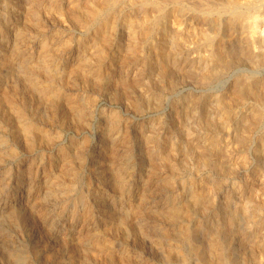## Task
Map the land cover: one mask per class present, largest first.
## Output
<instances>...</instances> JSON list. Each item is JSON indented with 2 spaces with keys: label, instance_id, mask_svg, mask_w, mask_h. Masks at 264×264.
Wrapping results in <instances>:
<instances>
[{
  "label": "rangeland",
  "instance_id": "obj_1",
  "mask_svg": "<svg viewBox=\"0 0 264 264\" xmlns=\"http://www.w3.org/2000/svg\"><path fill=\"white\" fill-rule=\"evenodd\" d=\"M52 1L0 0V88L8 90L22 111L19 115L4 98L0 103V264H52L47 260L49 253L55 252L57 260L66 261L71 249L76 250L75 264H122L121 255L129 256L134 264H201L203 248H207L211 239L218 240L229 264H264V101L258 106L252 101L235 105L227 119L223 108L224 94L238 80L249 77L252 82L264 81V64L243 60L229 69L214 70V79L211 75L207 83L201 76L213 67L207 64L204 50L195 47L201 35L182 24L180 32L184 39L176 36L175 47L165 43L172 54L170 66L174 71L170 78L151 74L143 60L153 54V44L162 42V32L158 29L145 40L138 62L123 68L113 66L112 58L120 57L130 42L124 13H131L142 24L147 9L139 2L120 0L107 12L106 32L111 38L106 46L104 83L86 85L73 68L84 65L85 58H89L87 67L94 66L95 57L85 41L95 33V24L82 26L60 17L58 10L49 6ZM58 1L63 8L80 15L74 0ZM32 8L38 11L31 12ZM173 33L177 30L173 29ZM10 50L12 60L5 61V53ZM44 51L53 58L52 63L41 62L40 68L34 69ZM118 75L131 83L136 78L141 80L138 86H131L134 93L131 94L138 101L114 99L115 87L109 84V78ZM33 76L49 82L51 93L52 90L61 93L58 109L53 108L52 99L43 94L41 86L31 81ZM145 86L152 94L149 105L141 101ZM155 92L161 95L157 102L153 100L158 99ZM187 100L196 103V111L188 108L187 114L176 113V107L179 110L180 105L187 107L189 103L184 105ZM154 105L159 106L158 110ZM62 109L74 111L75 116L63 118ZM31 124L45 127L48 133L44 139L35 140L32 148L28 146L26 133L27 125ZM211 133L219 139L217 148L223 154L221 165L214 166L210 149L207 162L201 164L186 148L194 140L199 143L207 137L209 140ZM108 147L116 151L110 159L104 157ZM166 154L172 157L170 162L163 160ZM197 192L201 196L199 204L191 197ZM172 207L176 216L168 217ZM231 212L233 222H230ZM187 228L189 231H184ZM201 242L205 245L199 248ZM240 243L245 246L242 251L238 250Z\"/></svg>",
  "mask_w": 264,
  "mask_h": 264
},
{
  "label": "bare ground",
  "instance_id": "obj_2",
  "mask_svg": "<svg viewBox=\"0 0 264 264\" xmlns=\"http://www.w3.org/2000/svg\"><path fill=\"white\" fill-rule=\"evenodd\" d=\"M134 3L139 2L143 6H145L146 13L144 15L143 23L140 24L138 20L131 14V13H124V22L130 29V42L124 46V48L121 51L120 57L114 56L111 61V65L113 66H119L123 68V66H126L128 63L132 62H138L141 58L139 56V51L142 48V45L144 44L145 40L150 38L152 34H154V31L158 29L162 32V42L156 43L152 45V52L153 54L150 56H146L143 60L147 65V69L150 70L151 74L157 75L159 78H170L174 71L172 66V54L167 50V43H175L174 40L176 36L178 38H183V35L181 34L180 30L182 28V24L188 25L186 28L188 29H194V31H197L199 35H201V40L198 43L196 48H199L201 50H204L205 52V59L207 61V64L211 65L212 71H207L206 73L202 74L201 80L207 81L211 78V75L213 77L214 70H220L221 68L225 69L224 67L233 66L235 64H240L239 62L243 60L250 61V63L255 64H264V0H132ZM50 2V1H49ZM120 0H74V7L80 9V15L75 14L74 11L68 10L63 8L58 0H54L50 3L49 6L56 8L61 14L60 17L65 19L73 20V22L77 23L78 25L82 26H88L90 24H95L96 31L95 33L88 39L87 44H89L88 48L92 52V54L95 58V64H93V67H87L88 64L86 62L89 58H85L82 64L84 65H76L73 68V71L76 73L78 72L79 75H81L82 79L87 83L96 84L98 86H101L104 83V78L102 76L104 63L108 58V52L106 51V46L110 43L111 36H108V31L106 32V24L109 22V19L107 17V12L110 10V8H114ZM122 2V1H121ZM122 5V4H121ZM135 5V4H134ZM69 6V4H68ZM132 6V5H131ZM124 7V6H123ZM135 7V6H134ZM28 9V8H27ZM26 9V10H27ZM30 9V8H29ZM52 9V8H51ZM46 10V9H45ZM125 10V9H124ZM36 9H31V12H37ZM40 11H42L40 9ZM128 11V10H127ZM55 12V11H54ZM110 12V11H109ZM49 13V12H48ZM25 14V13H24ZM51 14V13H50ZM56 14V13H55ZM136 14H139L138 12ZM47 15V14H46ZM109 15V14H108ZM53 16V15H52ZM114 16V15H113ZM33 17V16H32ZM27 18V17H26ZM41 18V17H40ZM61 18V19H62ZM120 19V17L118 18ZM38 20V19H37ZM64 19H62L63 21ZM42 21V20H41ZM116 21V20H114ZM23 22V21H22ZM28 22V21H27ZM37 22V21H35ZM34 22V23H35ZM33 23V24H34ZM41 23V22H40ZM64 23V22H63ZM24 24V23H22ZM66 24V23H65ZM76 24V25H77ZM46 25V24H45ZM29 26V25H28ZM32 26V25H31ZM24 27V26H23ZM47 27V26H46ZM39 28H43L41 24H39ZM49 28V27H48ZM47 28V29H48ZM91 28V27H90ZM26 29V28H25ZM38 29V28H37ZM45 29V28H44ZM50 29H52L50 27ZM111 29V28H110ZM173 29L177 30V33H173ZM185 29V28H184ZM81 30V29H80ZM91 30V29H90ZM128 30V28H127ZM14 31V30H12ZM18 31V30H17ZM31 31V30H30ZM41 31V30H39ZM46 31V30H45ZM55 31V30H54ZM184 31V30H183ZM187 31V30H185ZM193 31V32H194ZM37 32V31H36ZM110 32V31H109ZM15 33V31H14ZM30 33V32H29ZM40 33V32H39ZM191 33V32H190ZM195 33V32H194ZM24 34V33H23ZM28 34V33H26ZM38 34V33H37ZM86 34V33H85ZM196 34V33H195ZM195 34L194 35L195 37ZM19 35V34H18ZM39 35V34H38ZM111 35V34H109ZM189 35V33H188ZM14 36V35H13ZM43 36V35H42ZM48 36V35H47ZM57 36V35H56ZM190 36V35H189ZM17 37V36H16ZM63 37V36H62ZM73 37V36H72ZM110 37V38H109ZM198 37V36H197ZM196 37V38H197ZM18 38V37H17ZM21 38V36H20ZM28 38V37H27ZM46 38V36H45ZM48 38V37H47ZM193 39V38H192ZM195 39V38H194ZM35 40V39H34ZM54 40V39H53ZM79 40V39H78ZM126 40V39H125ZM149 40V39H148ZM18 41V40H17ZM69 41V40H68ZM129 41V40H127ZM156 41V40H155ZM186 41V39H185ZM199 41V39H198ZM154 42V41H153ZM179 42V41H178ZM192 42V41H191ZM193 42H195L193 40ZM17 43V42H16ZM16 43L14 44L16 46ZM22 43V42H21ZM51 43V42H50ZM151 43V42H149ZM187 43V41H186ZM23 44V43H22ZM33 44V43H32ZM193 44V43H192ZM194 45V44H193ZM23 46V45H22ZM44 46H47V41L44 40ZM78 46V45H77ZM146 46V44H145ZM174 46V45H173ZM175 47V46H174ZM40 48V47H39ZM27 49V48H25ZM46 49V48H45ZM44 49V50H45ZM67 49V48H66ZM177 49V48H176ZM19 50V49H18ZM36 50V49H35ZM146 50V49H144ZM195 50V48H194ZM11 51V52H10ZM9 52L5 53V61H11L13 51L10 50ZM32 51V50H31ZM43 51V50H42ZM199 51V50H198ZM41 52V51H40ZM174 52V51H173ZM191 52V51H190ZM15 53V52H14ZM29 53V52H28ZM36 53V52H35ZM54 53V52H53ZM194 53V52H193ZM142 54V53H141ZM181 54V53H180ZM15 55V54H14ZM35 55V54H34ZM88 55V54H87ZM30 57V56H29ZM181 57V55H180ZM15 59V58H14ZM196 59V58H195ZM200 59V58H199ZM53 60V58L47 53V51H44L41 55L38 63L33 65V68H38L41 62L48 63ZM185 60V59H184ZM81 61V60H79ZM187 61V60H185ZM184 61V62H185ZM56 62V61H55ZM190 62V60H189ZM7 63V62H6ZM52 63V62H51ZM57 63V62H56ZM171 63V64H170ZM178 63V61H177ZM242 63V62H241ZM21 64V63H20ZM59 64V63H58ZM76 64V63H75ZM183 64V63H182ZM7 65V64H5ZM25 65V64H24ZM56 65V64H55ZM251 65V64H250ZM254 65V64H253ZM28 65H26L27 67ZM73 66V65H72ZM141 65H139L140 67ZM154 66H158L154 68ZM204 66V65H203ZM256 67V65H254ZM5 67V66H4ZM30 67V66H29ZM178 67V66H177ZM195 67V66H193ZM209 67V66H208ZM40 68V67H39ZM72 68V67H71ZM89 68V69H88ZM191 68V67H190ZM263 68V67H262ZM196 69V67H195ZM201 69V68H199ZM146 70V69H144ZM177 70V68H176ZM181 70V69H180ZM194 70V69H193ZM34 71V70H32ZM39 71V70H38ZM187 71V69H186ZM197 71V70H196ZM199 71V70H198ZM201 71V70H200ZM215 71V73H217ZM222 71V70H220ZM181 72V71H179ZM202 72V71H201ZM225 72V71H224ZM62 73V72H61ZM107 73V72H106ZM140 73V72H139ZM138 73V74H139ZM145 73V72H144ZM143 73V74H144ZM148 73V72H147ZM196 73V72H195ZM69 74V73H68ZM188 74V73H187ZM193 74V73H192ZM222 74V73H221ZM220 74V75H221ZM38 75V74H37ZM42 75V74H41ZM182 75V74H181ZM77 76V75H76ZM133 76V75H132ZM218 76V75H217ZM151 77V76H150ZM193 77V76H192ZM240 77V76H239ZM45 78V77H44ZM78 78V77H77ZM182 78V76H181ZM184 78V77H183ZM195 78V77H194ZM197 78V76H196ZM199 78V77H198ZM216 78V77H215ZM242 78V77H241ZM244 78V77H243ZM249 78V77H248ZM248 78L238 80L234 86H232L229 91H227L224 94V100L223 108H224V117L227 119L230 117V112L233 109L235 105L245 104L248 101H252L254 105L258 106L262 101H264V81H260L259 83L252 82ZM58 79V78H57ZM128 79V78H127ZM157 79V78H156ZM212 79V78H211ZM214 79V77H213ZM240 79V78H239ZM252 79V78H251ZM24 80V79H23ZM79 80V79H78ZM130 80V79H129ZM133 80V79H132ZM158 80V79H157ZM199 80V84L200 81ZM31 81L35 84H39L42 88L43 94L46 95L48 99H52L53 108H59L60 104L58 102V94L59 96H62L61 93H59L58 90H52V93L49 90V82L42 81V79H39L37 76H33ZM80 81V80H79ZM146 81V80H145ZM198 81V80H197ZM212 81V80H211ZM242 81V82H240ZM257 81V80H256ZM141 80L139 78H136L133 83L127 81L126 79H122L119 75L109 78V84H113L115 87L114 91V99L116 100H122V99H128V100H137L133 98L131 91V86L139 85ZM149 82V81H148ZM165 82V81H164ZM167 82V81H166ZM170 82V79H169ZM195 82V80H193ZM14 83V82H13ZM32 83V84H33ZM67 83V81H66ZM208 83V81H207ZM148 84V83H147ZM171 84V83H170ZM151 85V84H150ZM205 85V84H203ZM70 86V85H69ZM147 86V85H146ZM145 86V87H146ZM139 88V87H138ZM149 87H146L145 91H143L144 97H142L141 101L144 103H147L148 105L151 103V92L148 89ZM151 88V87H150ZM29 89V88H28ZM36 89V88H35ZM69 89V88H68ZM140 89V88H139ZM156 89V88H155ZM166 89V88H165ZM171 89V88H170ZM22 90V89H21ZM34 90V89H33ZM143 90V89H142ZM8 90H5L4 88H0V103H2L3 98L6 99L10 104L13 106L14 111L16 110L19 115H22V111L20 107L15 105L11 95L7 92ZM18 91V90H17ZM75 91V90H74ZM12 92V91H11ZM159 92V91H158ZM161 92V91H160ZM18 93V92H16ZM14 94V92H13ZM134 94V93H133ZM154 94L157 95L158 99L155 97L154 102H157L161 97V95L157 92ZM15 95V94H14ZM35 95V94H34ZM65 95V94H64ZM137 95V93L135 94ZM139 96V95H138ZM186 96V95H185ZM205 96V95H204ZM71 97V94L68 95V98ZM92 97V96H91ZM168 97V96H167ZM177 97V96H176ZM180 97V96H179ZM183 97V96H182ZM16 98V97H15ZM154 98V97H153ZM185 98V97H184ZM183 98V99H184ZM188 98V97H187ZM186 98V99H187ZM201 98V97H200ZM205 98V97H204ZM173 100V99H172ZM177 100V99H176ZM198 100V99H197ZM45 101L46 98H45ZM140 101V102H141ZM186 101V100H185ZM188 101V100H187ZM201 101V99H200ZM20 102V101H18ZM66 102V101H65ZM126 102V101H125ZM168 102V101H167ZM197 102V101H196ZM5 103V102H4ZM68 103V102H67ZM83 103V102H82ZM129 103V102H128ZM159 103V102H158ZM177 103V102H176ZM175 103V104H176ZM179 103V100H178ZM189 103V104H188ZM217 103V102H216ZM251 103V102H250ZM130 104V103H129ZM136 104V107H140L138 103ZM161 104V103H160ZM187 105V107L184 108L183 105H180L179 107H174V111L176 110V113H180L183 115L187 114L188 108L193 109L196 111L197 105L196 103L191 100L187 103H184V105ZM5 105V104H4ZM75 105V104H74ZM174 105V104H173ZM250 105V104H249ZM2 106V105H1ZM157 106V105H156ZM154 105V107H156ZM162 106V104H161ZM160 106V107H161ZM178 106V104H177ZM205 106V105H204ZM218 106V105H217ZM222 106V104H221ZM253 106V105H251ZM10 107V106H9ZM65 107V106H64ZM72 108V106H70ZM145 107V106H144ZM220 107V105H219ZM157 108V107H156ZM155 108V109H156ZM159 108V106H158ZM157 108V110H158ZM169 108V107H168ZM206 108V107H205ZM222 108V109H223ZM254 108V107H253ZM7 109V108H6ZM137 109V108H135ZM134 109V110H135ZM209 109V108H208ZM236 109V108H235ZM56 110V109H55ZM61 110V109H60ZM82 110V109H81ZM139 110V109H138ZM221 110V109H220ZM245 110V109H244ZM263 111V109H261ZM10 111V110H9ZM50 111V110H49ZM59 111V110H58ZM87 111V110H86ZM169 111V110H168ZM205 111V110H204ZM212 111V110H211ZM56 112V111H55ZM77 112V111H76ZM81 112V111H80ZM79 112V113H80ZM85 112V111H84ZM142 112V110H141ZM214 112V110L212 111ZM237 112V111H236ZM12 114V112H10ZM59 113V112H58ZM58 113L56 115H58ZM62 117L67 118L69 116H75L74 111L71 112L70 109H62ZM86 113V112H85ZM110 113V112H109ZM172 113V112H171ZM220 113V112H219ZM233 113V112H231ZM259 113L260 109H259ZM255 114V113H254ZM4 115V114H2ZM18 115V114H17ZM111 115V114H110ZM178 115V114H176ZM200 115V114H199ZM202 115V114H201ZM216 115V114H215ZM223 115V114H222ZM15 116V115H14ZM13 116V117H14ZM51 116V115H50ZM170 116V115H169ZM193 116V114H191ZM198 116V115H197ZM203 116V115H202ZM210 116V115H209ZM252 116V115H251ZM259 116H262L261 114ZM52 117V116H51ZM82 117V116H81ZM206 117H208V114H206ZM62 118V119H63ZM84 118V117H83ZM82 118V120H83ZM184 118V117H183ZM193 118V117H191ZM209 118V117H208ZM218 118V117H217ZM223 118V116H222ZM224 118V119H225ZM252 118V117H251ZM264 118V116H263ZM10 119V118H9ZM15 119V118H14ZM55 119V118H54ZM200 119V118H199ZM205 119V117H203ZM221 119V118H220ZM219 119V120H220ZM259 119V118H258ZM60 120V119H59ZM75 119H73L74 122ZM81 119H79L80 121ZM197 120V119H196ZM206 120V119H205ZM218 120V121H219ZM10 121V120H9ZM15 121V120H14ZM212 121V120H211ZM221 121V120H220ZM261 121V120H260ZM263 121V120H262ZM184 122V121H183ZM193 122V121H192ZM224 122V121H223ZM14 123V122H13ZM69 123V122H68ZM182 123V122H181ZM195 123V122H194ZM197 123V122H196ZM206 123V121H205ZM209 123V122H208ZM216 123V121H215ZM251 123V122H249ZM260 123V122H259ZM64 124V122H63ZM116 124H118L116 122ZM193 124V123H192ZM201 123H198V125ZM196 124H194L195 126ZM210 125V124H209ZM208 125V127H209ZM214 125V124H213ZM244 125V124H243ZM256 125V124H255ZM47 126V125H46ZM76 126V125H75ZM197 126V125H196ZM195 126V127H196ZM203 126V125H202ZM211 126V125H210ZM215 126V125H214ZM250 126V125H249ZM253 126V125H251ZM77 127V126H76ZM110 127V125H109ZM187 127V126H186ZM199 128V126H197ZM189 128V127H188ZM192 128V127H191ZM212 128V126H211ZM246 128V127H245ZM203 129V128H202ZM200 130V129H199ZM213 130V129H212ZM248 130V129H247ZM251 130V129H249ZM50 131V130H49ZM113 131V130H112ZM187 131V129H186ZM203 131V130H202ZM237 131V130H236ZM240 131V130H239ZM220 132V131H219ZM26 133L28 136V146L32 148L34 145L35 140L38 139H44L45 136L48 134L45 127L41 125L31 124L27 125ZM173 133V132H172ZM197 133V132H196ZM205 133V132H204ZM203 133V134H204ZM213 133V132H212ZM210 135V139L207 138L204 140H200L201 142L205 143H199V141H193V145L186 147L189 154L192 155L194 160L198 163L204 164L206 163L207 159L209 158L207 155V150L212 151L213 159L212 161L215 163V165H221V151L220 148H217L218 144V137H216L215 134ZM23 134H25L23 132ZM193 134V133H192ZM198 134V133H197ZM221 134V133H220ZM248 134V133H247ZM143 135V134H142ZM207 135V132H206ZM5 136V135H4ZM3 136V137H4ZM117 136V135H116ZM196 136V135H195ZM199 136V134H198ZM219 136V135H218ZM49 137V136H48ZM145 137V136H144ZM221 137V136H219ZM118 138V137H117ZM147 138V136H146ZM149 138V137H148ZM154 138V137H153ZM200 138V137H199ZM246 138V137H245ZM4 139V138H2ZM27 139V138H26ZM47 139V138H46ZM177 139V138H176ZM180 139V138H179ZM240 139V138H239ZM7 140V139H6ZM116 140V139H115ZM236 140V139H235ZM48 141V140H46ZM160 141V140H159ZM174 141V140H173ZM177 141V140H176ZM210 141V144L209 142ZM222 141V140H221ZM240 141V140H238ZM43 142V141H42ZM114 142V141H113ZM156 142V141H155ZM197 142V143H196ZM245 142V141H244ZM142 143V142H141ZM145 143V142H144ZM185 142H183L184 145ZM209 146H208V144ZM50 144V142H49ZM107 144V143H106ZM120 144V143H119ZM155 144V143H154ZM176 144V143H175ZM182 144V142H181ZM147 145V142H146ZM149 145V144H148ZM179 145V144H176ZM219 145V144H218ZM158 146V145H157ZM171 146V145H170ZM174 146V145H172ZM112 147V146H111ZM176 147V146H175ZM47 148V147H46ZM157 148V147H156ZM173 148V147H171ZM147 149V148H146ZM175 149V148H174ZM141 150V149H140ZM171 150V149H170ZM65 151V148H64ZM123 151V150H122ZM155 151V150H154ZM174 151V150H173ZM172 153H175L173 152ZM185 150V154L187 152ZM229 151V150H228ZM124 152V151H123ZM156 152V151H155ZM167 152V151H166ZM177 152V151H176ZM227 152V151H226ZM116 151L111 148H106L104 151V157L107 159H110L111 156L115 155ZM145 153V152H144ZM148 153V152H147ZM10 154V153H9ZM14 154V153H13ZM64 154H67L64 152ZM99 154V153H97ZM149 155V154H148ZM187 155V154H186ZM190 155V156H191ZM100 156V155H99ZM121 156V155H120ZM175 156V155H173ZM184 156V154H183ZM188 156V155H187ZM177 157V156H176ZM174 159H177V158ZM114 158V157H113ZM164 161H171V158L169 155L162 156ZM185 158V157H183ZM187 158V157H186ZM189 158V157H188ZM143 159V158H142ZM145 159V158H144ZM152 159V158H151ZM150 159V160H151ZM159 159V158H158ZM157 159V160H158ZM223 159V158H222ZM156 160V161H157ZM44 161V160H43ZM42 161V162H43ZM118 161V160H117ZM149 161V160H148ZM155 161V160H154ZM153 161L154 165L155 162ZM159 161V160H158ZM188 161V160H187ZM113 162V161H112ZM115 162V161H114ZM151 162V161H149ZM163 162V161H162ZM189 162V161H188ZM179 163V162H178ZM158 164V163H156ZM165 164V163H164ZM187 164V163H186ZM191 164V163H190ZM189 164V165H190ZM224 164V163H223ZM120 165V164H119ZM151 165V164H150ZM149 165V166H150ZM169 165V164H168ZM206 165V164H205ZM228 165V164H227ZM146 166V165H145ZM152 166V165H151ZM157 165H155L154 168H156ZM176 166V165H174ZM173 166V167H174ZM182 166V165H181ZM198 166V165H197ZM213 166V167H214ZM112 167V166H111ZM160 167V166H159ZM170 167V166H169ZM185 167V165H184ZM183 167V168H184ZM200 167V166H198ZM203 167V166H202ZM217 167V166H216ZM215 167V168H216ZM227 167V166H226ZM99 168V167H98ZM179 168V167H178ZM182 168V167H181ZM205 168V167H203ZM223 168V167H222ZM158 169V168H157ZM156 169V170H157ZM160 169V168H159ZM167 168H165L166 170ZM177 169V167H176ZM199 169V168H198ZM219 169V166H218ZM221 169V168H220ZM113 170V169H112ZM149 170V169H148ZM152 170V169H151ZM180 170V169H178ZM217 170V169H216ZM60 171V170H59ZM98 171V170H97ZM111 171V170H110ZM162 171V170H161ZM218 171V170H217ZM216 171V172H217ZM224 171V170H223ZM103 172V171H102ZM121 172V171H120ZM158 172V170H157ZM160 172V171H159ZM178 172V171H177ZM153 173V172H152ZM222 173V172H221ZM115 174V172H114ZM120 174V173H119ZM122 174V173H121ZM127 174V173H126ZM169 174V173H168ZM220 174V173H219ZM165 175V173H164ZM167 175V174H166ZM264 175V174H263ZM116 176V175H115ZM120 176V175H119ZM124 176V175H123ZM146 176V175H145ZM159 176V175H158ZM182 176V175H181ZM211 176V175H210ZM125 177V176H124ZM147 177V176H146ZM153 177V176H152ZM169 177V176H168ZM183 177V176H182ZM261 177V176H260ZM114 178V177H113ZM164 178V177H163ZM198 178V177H197ZM259 178V177H258ZM77 179V178H76ZM117 179V178H116ZM191 179V178H190ZM196 179V178H195ZM264 179V178H263ZM80 180V178H79ZM151 180V179H150ZM161 180V179H160ZM179 180V178H178ZM120 181V180H119ZM123 181V180H122ZM149 181V180H148ZM206 181V180H205ZM251 181V180H250ZM254 181V180H253ZM124 182V181H123ZM128 182V181H126ZM125 182V185H126ZM151 182V181H150ZM166 182V181H165ZM207 182V181H206ZM211 182V181H210ZM193 183V181H192ZM251 183V182H250ZM257 183V182H256ZM261 183V181H260ZM118 184V183H117ZM124 184V183H123ZM33 185V184H32ZM146 185V184H145ZM155 185V184H154ZM172 185V184H171ZM202 185V184H201ZM204 185V184H203ZM254 185V184H253ZM36 186V185H35ZM206 186V184H205ZM214 186V185H213ZM255 186V185H254ZM260 186V184H259ZM126 187V186H125ZM202 187V186H201ZM200 187V188H201ZM116 188L118 190H121L119 186L116 185ZM211 188V187H210ZM108 189V188H107ZM140 189V188H139ZM196 189V188H195ZM212 189V188H211ZM216 189V187H215ZM214 189V191H215ZM127 190V189H126ZM213 190V189H212ZM258 190V189H257ZM147 191V190H146ZM201 191V190H200ZM212 191V192H214ZM123 192V191H122ZM121 192V193H122ZM127 192V191H126ZM184 192V191H183ZM145 193V192H144ZM191 193V192H190ZM195 193V192H193ZM127 194V193H126ZM192 194V193H191ZM142 195V194H141ZM128 196V195H127ZM191 196V195H190ZM205 196V195H204ZM100 197V196H99ZM122 197V196H121ZM171 197V196H170ZM194 201L199 204L201 201V196L197 192V194H194L191 196ZM97 199V198H96ZM126 199V198H125ZM186 199V198H184ZM247 199V198H246ZM132 200V199H131ZM130 200V201H131ZM187 200V199H186ZM124 201V200H123ZM210 201V200H209ZM34 202V201H33ZM88 202V201H87ZM97 202V200H96ZM173 202V201H172ZM195 202H193L195 204ZM208 202V201H207ZM192 203V204H193ZM225 203V202H224ZM247 203V202H246ZM249 204V203H248ZM122 205V204H121ZM146 205V204H145ZM173 205V204H172ZM183 205V204H182ZM185 205V204H184ZM246 205V204H245ZM124 206V205H123ZM141 206V205H140ZM180 206V205H179ZM206 206V205H205ZM204 206V207H205ZM213 206V205H212ZM250 206V205H249ZM166 207V206H165ZM190 207V206H189ZM203 207V208H204ZM114 208V207H113ZM171 208V207H170ZM169 208V209H170ZM173 208V207H172ZM197 208V207H196ZM160 209V208H159ZM180 209V208H178ZM207 209V208H206ZM262 209V208H261ZM113 210V209H112ZM164 210V209H163ZM177 210V209H176ZM182 209H180L181 211ZM186 210V209H185ZM190 210V209H189ZM200 210V209H199ZM234 210V209H233ZM232 210V211H233ZM158 211V210H157ZM165 211V210H164ZM178 211V212H180ZM245 211V210H244ZM250 211V210H249ZM167 212V211H166ZM251 212V211H250ZM259 213V212H258ZM110 214V213H109ZM176 211H174V208L170 210L167 213L168 217H174L176 216ZM182 214V213H181ZM253 214V213H252ZM142 215V214H141ZM197 215V214H196ZM220 215V214H219ZM166 216V217H167ZM184 216V214H183ZM200 216V215H199ZM233 212H231V218L230 222H233ZM139 217V216H138ZM216 217V216H215ZM220 217V216H219ZM111 218V217H110ZM250 218V217H249ZM26 219L31 220L30 216H26ZM166 219V218H165ZM164 219V220H165ZM173 219V218H171ZM217 219V218H216ZM169 220V219H168ZM177 220V219H176ZM183 220V219H182ZM190 220V219H189ZM223 220V219H222ZM136 221V220H135ZM167 221V220H166ZM172 221V220H171ZM244 221V220H243ZM131 222V221H130ZM137 222V221H136ZM168 222V221H167ZM173 222V221H172ZM44 223V222H43ZM179 223V221L177 222ZM191 223V222H190ZM201 223V222H200ZM198 224V223H197ZM253 224V223H252ZM125 225V224H124ZM178 225V224H177ZM181 225V224H180ZM188 225V224H186ZM250 226V225H249ZM185 227V225H184ZM189 227V225H188ZM217 227V226H216ZM224 226L223 228H225ZM229 227V226H228ZM232 227V226H231ZM128 228V227H127ZM181 228V227H180ZM233 228V227H232ZM243 228V227H241ZM251 228V227H250ZM130 229V228H129ZM176 229V228H175ZM215 229V228H214ZM235 229V228H234ZM139 230V229H138ZM137 230V231H138ZM182 230V229H181ZM189 231V229H184V231ZM133 232V230H130ZM183 231V232H184ZM235 231V230H234ZM128 232V231H127ZM170 232V231H169ZM207 232V231H206ZM146 233V232H145ZM177 233V232H176ZM193 233V232H191ZM202 233V232H201ZM144 234V233H143ZM172 234V232H171ZM142 235V233L140 234ZM161 235V234H159ZM138 236V235H137ZM170 236V235H169ZM179 236V235H177ZM243 236V235H242ZM257 236V235H256ZM135 237V236H134ZM140 237V236H139ZM93 238V237H92ZM168 238V237H167ZM182 238V237H181ZM190 238V237H189ZM243 238V237H242ZM108 239V238H107ZM138 240V239H137ZM140 240V239H139ZM163 240V239H162ZM161 240V241H162ZM114 241V240H113ZM136 242V241H135ZM172 242V241H171ZM162 243V242H161ZM176 243V242H175ZM180 243V242H179ZM164 244V243H163ZM102 244L101 246H103ZM167 245V244H165ZM203 243L201 242L198 247L201 248ZM205 245V244H204ZM203 245V246H204ZM250 245V244H249ZM245 246L243 243L238 244V250L242 251ZM166 249V248H165ZM47 250V249H46ZM100 250V249H99ZM163 250V249H162ZM245 250H248L247 252H250V249L245 248ZM128 251V250H127ZM165 251V250H164ZM76 250L71 249V252L69 254L68 260H57V256L55 252H51L47 255L48 259L52 264H75L76 261ZM174 252V251H173ZM198 252V251H197ZM204 253L203 255V261L201 264H229L228 262V256L222 249V246L218 242V240L211 239L208 243L207 248H203ZM164 254V253H163ZM239 255V254H236ZM114 256V255H112ZM182 257V256H181ZM245 259V256H242ZM247 259V258H246ZM121 262L122 264H134L131 258L127 255H121ZM244 262V261H243ZM164 264V263H163ZM177 264V263H176Z\"/></svg>",
  "mask_w": 264,
  "mask_h": 264
}]
</instances>
